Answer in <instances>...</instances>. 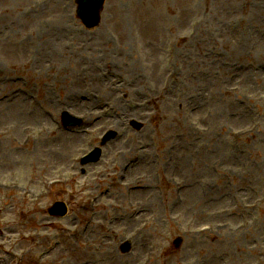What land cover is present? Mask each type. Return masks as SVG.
Masks as SVG:
<instances>
[{"label":"rangeland","instance_id":"374dc122","mask_svg":"<svg viewBox=\"0 0 264 264\" xmlns=\"http://www.w3.org/2000/svg\"><path fill=\"white\" fill-rule=\"evenodd\" d=\"M103 13L89 30L76 0H0V264H264V0H106ZM65 109L104 124L64 132ZM106 126L121 135L74 167ZM94 168L113 178L98 185ZM54 175L71 185L37 200ZM64 192L70 216L46 217Z\"/></svg>","mask_w":264,"mask_h":264},{"label":"bare ground","instance_id":"6f19581e","mask_svg":"<svg viewBox=\"0 0 264 264\" xmlns=\"http://www.w3.org/2000/svg\"><path fill=\"white\" fill-rule=\"evenodd\" d=\"M116 84H119V80H116ZM156 85H158V84H156ZM121 87H122V85H120L119 87H116L117 88L116 90L120 91ZM147 98L153 104H159V103H161L163 96L160 93H158V94L149 93L147 95ZM167 151H169V149H167Z\"/></svg>","mask_w":264,"mask_h":264}]
</instances>
